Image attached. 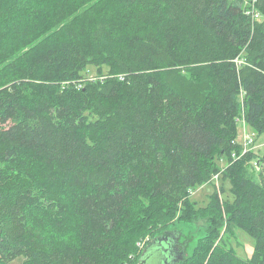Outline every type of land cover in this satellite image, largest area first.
Returning a JSON list of instances; mask_svg holds the SVG:
<instances>
[{"label":"trees","instance_id":"1","mask_svg":"<svg viewBox=\"0 0 264 264\" xmlns=\"http://www.w3.org/2000/svg\"><path fill=\"white\" fill-rule=\"evenodd\" d=\"M241 3L0 0V264H136L171 225L132 261L142 202L174 208L216 173L217 215L254 253L205 226L179 264H264V172L247 167L264 150L232 157L240 117L264 133V0Z\"/></svg>","mask_w":264,"mask_h":264},{"label":"rangeland","instance_id":"2","mask_svg":"<svg viewBox=\"0 0 264 264\" xmlns=\"http://www.w3.org/2000/svg\"><path fill=\"white\" fill-rule=\"evenodd\" d=\"M244 7L248 8L253 5V0H242ZM109 67L104 66V70L108 71ZM84 75L88 78H94L97 74V68L90 65L89 68L84 71ZM250 138L251 142L248 144V148L255 150L257 154H260L264 150V133H260L253 129L243 117L238 120V141L245 148L247 139ZM237 156H242L241 153ZM234 157V158H240ZM254 159L247 163L248 169L257 176L262 171L264 172V166L256 165L253 163ZM228 163L226 157L219 161L220 167L223 169ZM231 183L230 180H223L221 177L217 180L210 181L192 188L185 200L174 208H167L163 203L157 200L150 199L144 200L142 205L139 207V213L136 219L135 225V250L132 258L134 261L144 245L150 240L151 236L158 230H160L165 223H162L158 217H161L163 213H166L167 221H171L170 226H178L182 228L184 233L190 239L192 247L189 251L192 252L193 247H195V242L197 238L202 236L203 231L206 227H210L212 231V236L208 241V244L221 245L225 249L232 250L233 253L238 257L249 258L254 253L255 241L254 239L243 229L228 222L227 215L223 210V214L217 215L216 203L212 204L214 196L219 195L220 202H223L231 198L230 190ZM152 210L148 212L151 216L157 217L156 221L151 219L142 218V214L145 215L147 210ZM209 214L215 215L214 222L210 221L207 217ZM191 217L193 220H198L194 222H187L186 220H180L182 218ZM186 221V222H179ZM188 241V240H187ZM21 259L16 260L19 263Z\"/></svg>","mask_w":264,"mask_h":264},{"label":"water","instance_id":"3","mask_svg":"<svg viewBox=\"0 0 264 264\" xmlns=\"http://www.w3.org/2000/svg\"><path fill=\"white\" fill-rule=\"evenodd\" d=\"M190 247L183 229L169 226L146 244L136 264H179L192 253Z\"/></svg>","mask_w":264,"mask_h":264},{"label":"built area","instance_id":"4","mask_svg":"<svg viewBox=\"0 0 264 264\" xmlns=\"http://www.w3.org/2000/svg\"><path fill=\"white\" fill-rule=\"evenodd\" d=\"M251 11L254 13V15H255L254 17H255V18H259L258 16H260V13L255 12V10H251ZM243 120H244V119H243ZM250 142H251V139L248 138L247 141H246V146H245V148H244V147L242 148L241 155H243L244 153H247L248 150H252V149L248 148V144H249ZM232 157L234 158V157H240V156H235V155L232 154ZM254 162H255L256 165H260V167H261L260 161H258V159H254L253 163H254ZM224 168H225V167H224ZM219 178H220V173H216V174L212 177L211 181L217 180V179H219Z\"/></svg>","mask_w":264,"mask_h":264},{"label":"bare ground","instance_id":"5","mask_svg":"<svg viewBox=\"0 0 264 264\" xmlns=\"http://www.w3.org/2000/svg\"><path fill=\"white\" fill-rule=\"evenodd\" d=\"M243 147V146H242Z\"/></svg>","mask_w":264,"mask_h":264}]
</instances>
